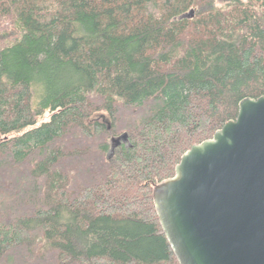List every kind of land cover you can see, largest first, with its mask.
<instances>
[{
	"label": "trees",
	"instance_id": "trees-1",
	"mask_svg": "<svg viewBox=\"0 0 264 264\" xmlns=\"http://www.w3.org/2000/svg\"><path fill=\"white\" fill-rule=\"evenodd\" d=\"M218 3L0 0V264H178L153 185L264 96V0Z\"/></svg>",
	"mask_w": 264,
	"mask_h": 264
},
{
	"label": "water",
	"instance_id": "water-1",
	"mask_svg": "<svg viewBox=\"0 0 264 264\" xmlns=\"http://www.w3.org/2000/svg\"><path fill=\"white\" fill-rule=\"evenodd\" d=\"M152 199L178 264H264V96L184 153Z\"/></svg>",
	"mask_w": 264,
	"mask_h": 264
},
{
	"label": "rangeland",
	"instance_id": "rangeland-1",
	"mask_svg": "<svg viewBox=\"0 0 264 264\" xmlns=\"http://www.w3.org/2000/svg\"><path fill=\"white\" fill-rule=\"evenodd\" d=\"M219 5H224V0H219V3H218ZM46 119H48V116H46ZM110 154H111V152H110Z\"/></svg>",
	"mask_w": 264,
	"mask_h": 264
}]
</instances>
